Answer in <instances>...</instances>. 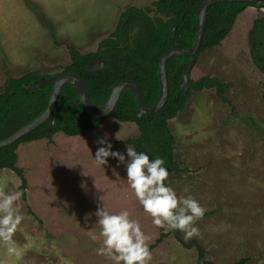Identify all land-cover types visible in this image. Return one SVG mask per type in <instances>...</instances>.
Returning <instances> with one entry per match:
<instances>
[{
  "label": "rangeland",
  "instance_id": "obj_1",
  "mask_svg": "<svg viewBox=\"0 0 264 264\" xmlns=\"http://www.w3.org/2000/svg\"><path fill=\"white\" fill-rule=\"evenodd\" d=\"M152 1L0 0V88L8 77L31 71L61 73L69 62L68 46L80 54L95 51L126 8H145ZM261 14L262 9L247 6L219 45L199 54L189 73L192 80L220 79L229 103L214 88L192 91L184 109L169 120L180 171L170 172L166 185L205 209L194 224L199 236L185 240L181 231L153 224L126 181L124 163L117 167L109 158L105 166L96 164L99 138L106 137L127 161V140L138 134L134 123L107 116L75 136L60 131L16 146L26 202L40 222L20 198L14 202L23 217L12 236L20 255H9L0 242V264H115L96 252L103 246L98 206L110 214L127 210L150 238L147 244L159 239L147 264H194L190 240L203 246L214 264L240 258L247 259L244 264H264V75L252 63L247 40ZM135 31L132 27L130 36ZM18 186L14 171L0 169V190L17 192Z\"/></svg>",
  "mask_w": 264,
  "mask_h": 264
},
{
  "label": "trees",
  "instance_id": "obj_2",
  "mask_svg": "<svg viewBox=\"0 0 264 264\" xmlns=\"http://www.w3.org/2000/svg\"><path fill=\"white\" fill-rule=\"evenodd\" d=\"M202 1L153 0L151 5L145 8L135 6L126 8L120 14L115 29L109 36L99 41L95 51L80 54L75 47L68 46L69 62L63 67L62 72L79 75L87 85L90 103L94 106H102L110 95L112 85L119 80L127 79V72L131 71L134 80L141 86L145 103L154 105L161 96L158 75L160 56L169 49L187 48L193 44L197 28L195 10ZM187 6L189 9L184 12ZM247 6L261 9L250 3L227 1L216 2L209 7L205 30L193 65L202 51L219 45L231 29L236 16ZM39 17L45 22L41 15ZM132 27H136V31L130 36ZM247 40L252 63L264 75V8L262 14L253 20ZM110 53L122 57L125 64L111 58ZM97 56L103 59V67L95 72H88L87 63ZM187 60L188 56H172L167 60L168 98L158 111L135 116L132 113V110L138 108L135 97L125 89L121 91L109 115L120 122L134 123L138 134L128 139L127 143L137 152L148 154L150 159H162L168 173L180 171L173 155L174 138L169 129V120L184 109L190 92L214 88L219 99L229 103L225 97V84L220 79L210 76L192 80L188 75L186 90L176 95ZM5 73L8 74L7 71ZM38 78L37 73L27 72L19 77H8L3 88H0V139L31 121L47 106L52 84L34 90L22 88L23 85H28ZM79 98L80 95L73 84L64 85L54 105L53 127L48 132L41 133V129L49 124V120L14 143L0 147V169H11L17 175L18 192L22 194L20 199L27 213L35 217L38 222L40 220L26 202V180L22 169L16 166L15 149L20 143L40 138L50 139L54 133L60 131L65 135L75 136L100 125L103 118L93 119L85 113L78 102ZM262 100L264 103V89ZM171 232L175 233L176 230L171 229ZM158 240L147 244L149 251L155 247ZM187 246L196 250L194 264H214L206 258V249L195 240H190ZM246 261L247 259L240 258L230 264H244Z\"/></svg>",
  "mask_w": 264,
  "mask_h": 264
},
{
  "label": "clouds",
  "instance_id": "obj_3",
  "mask_svg": "<svg viewBox=\"0 0 264 264\" xmlns=\"http://www.w3.org/2000/svg\"><path fill=\"white\" fill-rule=\"evenodd\" d=\"M96 143L100 145L94 155L96 164L105 166L109 158L117 161V167L125 164L126 181L143 210L152 217L153 224L165 230H179L185 240L200 235L194 224L203 217L205 209L191 195L178 198L165 184L169 173L162 159H150L145 152L126 146V161L125 154L113 150L106 137L99 138ZM21 195L18 191L6 193L0 190V242L7 245L9 255L16 256L20 251L12 236L23 217L14 202ZM95 214L99 218V235L103 238V246L96 249L98 255H107L115 264H147L151 254L146 241L150 238L142 232L137 221L129 218L127 210L110 214L105 207L98 206ZM90 238L95 241L97 236L93 234Z\"/></svg>",
  "mask_w": 264,
  "mask_h": 264
},
{
  "label": "water",
  "instance_id": "obj_4",
  "mask_svg": "<svg viewBox=\"0 0 264 264\" xmlns=\"http://www.w3.org/2000/svg\"><path fill=\"white\" fill-rule=\"evenodd\" d=\"M222 1L245 2L259 6L261 9L264 8V0H203L200 3L197 10H195V13L197 15V28H196V34L193 44L187 48L169 49L160 56L158 63V75L161 85V96L154 105H148L145 103L142 96L141 86L134 80V75L132 74L131 71L127 72L128 73L127 79L119 80L112 85L110 90V95L102 106H94L90 103L88 99L87 85L85 81L75 73L61 72L58 75H51L48 77L40 76L37 80L29 83L28 85H23L22 88L28 90H34L43 87L46 84H52L51 94L47 106L41 113H39L31 121H29L19 129L14 131L9 136L0 139V147L14 143L20 137L25 136L32 130L44 124L47 120H49V124L41 129V133L48 132L53 127L55 120V113L53 112L55 102L58 99V96L60 95L63 86L68 83H71L76 87L80 95L78 102L81 104L84 112L92 116L93 119L105 118L109 116L121 94V91L125 89L129 90L135 97L138 106L136 110H132V113L135 116H138L141 113L148 114L158 111L160 108H162V106L164 105V103L168 98V79H167V71H166L167 60L172 56H188L186 65L182 70V82L176 93L177 95L180 91L186 90L188 75L193 67V61L195 55L199 51L201 38L205 30V25L207 21V10L212 4ZM188 9L189 7L187 6L184 9V12H186ZM173 28L174 25L172 26V29ZM109 56L119 61L121 64L123 65L125 64L124 59L119 55L115 53H110ZM102 66H103V60L97 57L95 60L89 61L87 63L86 70L88 72H95L98 69H100ZM130 87L134 88V91H131V89H129Z\"/></svg>",
  "mask_w": 264,
  "mask_h": 264
},
{
  "label": "flooded vegetation",
  "instance_id": "obj_5",
  "mask_svg": "<svg viewBox=\"0 0 264 264\" xmlns=\"http://www.w3.org/2000/svg\"><path fill=\"white\" fill-rule=\"evenodd\" d=\"M97 57L101 58L100 56H97ZM97 57H96V58H97ZM96 58H95V59H96ZM95 59H93V60H95ZM101 59H102V58H101ZM93 60H91V61H93ZM102 60H103V59H102ZM103 64H104V61H103ZM102 67H103V66H102ZM102 67H101V68H102ZM101 68H100V69H101ZM98 70H99V69H98ZM39 77H40V76H39ZM46 77H48V76H46ZM127 77H128V73H127Z\"/></svg>",
  "mask_w": 264,
  "mask_h": 264
},
{
  "label": "bare ground",
  "instance_id": "obj_6",
  "mask_svg": "<svg viewBox=\"0 0 264 264\" xmlns=\"http://www.w3.org/2000/svg\"><path fill=\"white\" fill-rule=\"evenodd\" d=\"M129 89H131V91H134V88H132V87H130ZM101 109H103V108H101Z\"/></svg>",
  "mask_w": 264,
  "mask_h": 264
}]
</instances>
